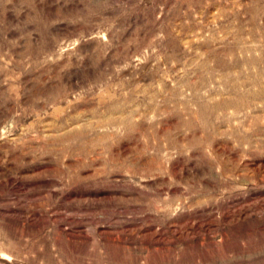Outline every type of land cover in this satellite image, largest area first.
<instances>
[{"label": "rangeland", "instance_id": "374dc122", "mask_svg": "<svg viewBox=\"0 0 264 264\" xmlns=\"http://www.w3.org/2000/svg\"><path fill=\"white\" fill-rule=\"evenodd\" d=\"M0 264H264V0H0Z\"/></svg>", "mask_w": 264, "mask_h": 264}]
</instances>
